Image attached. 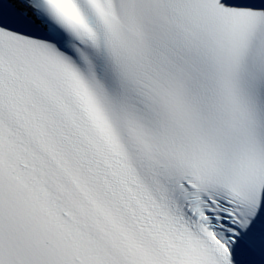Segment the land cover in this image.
I'll return each mask as SVG.
<instances>
[{
	"label": "snow or ice",
	"instance_id": "snow-or-ice-1",
	"mask_svg": "<svg viewBox=\"0 0 264 264\" xmlns=\"http://www.w3.org/2000/svg\"><path fill=\"white\" fill-rule=\"evenodd\" d=\"M0 264H264V0H0Z\"/></svg>",
	"mask_w": 264,
	"mask_h": 264
}]
</instances>
